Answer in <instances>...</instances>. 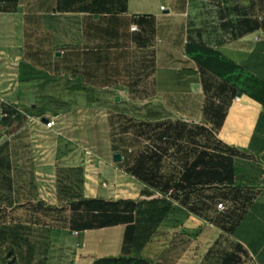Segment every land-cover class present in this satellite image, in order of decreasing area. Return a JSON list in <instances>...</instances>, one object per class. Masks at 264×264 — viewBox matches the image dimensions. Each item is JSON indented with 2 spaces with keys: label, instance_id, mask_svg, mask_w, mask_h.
I'll list each match as a JSON object with an SVG mask.
<instances>
[{
  "label": "crops",
  "instance_id": "obj_1",
  "mask_svg": "<svg viewBox=\"0 0 264 264\" xmlns=\"http://www.w3.org/2000/svg\"><path fill=\"white\" fill-rule=\"evenodd\" d=\"M4 5L0 1V7ZM134 24L139 28V32H133L134 40L132 32L124 37L122 33L130 32ZM62 28L65 41L72 45L89 44L96 32L95 41L101 49L93 62L69 50L71 69L80 70L75 66H82L83 72L68 77L69 81L87 77L89 83L110 78L117 74L119 65L124 66L119 63L123 59L117 58L119 44L143 51L152 42L146 31L152 36L158 29L163 31L162 54L179 62L175 68L156 66L154 100L172 115L151 113L144 120L143 144L140 140L132 149L165 151L162 161L175 156L176 171L171 167L161 171L176 175L168 174L163 181L176 183L184 194L168 199L171 210L136 252L124 245L126 224L84 230L82 226L91 224L96 212L84 207L73 210L69 205L80 199L145 202L153 199L142 194L147 186L142 182L124 183L120 186L132 185L137 196L115 192V197H108L106 183L101 185L105 179L110 184V178L104 176L106 170L96 174L82 160L57 164L51 145L57 136L52 131L37 122L15 123L14 137L31 133L41 156L35 162L38 178L31 183L35 190L29 201L48 208L49 225L43 226L48 228L45 232L50 242L47 264H92L118 257L146 259L151 264H232L230 260L235 257L237 264H243L244 258L251 264H264V105L254 96L264 87V0H18L16 9L0 10V112L5 103L22 106L31 98L19 78L21 64H38L25 57L27 36L32 35L33 43L39 44L42 39L58 37ZM187 44L211 50L237 65V81L227 82L199 69L186 54ZM53 55L56 62L62 58L56 51ZM93 65L96 73L89 72ZM245 77L257 79L258 84L253 88L243 85ZM63 124L65 138L57 139L70 141L67 135H72L74 127L65 121ZM4 145L0 141V189H4L0 190V225L28 227L24 219H13L18 215L16 210L20 211L17 207L24 204L17 198L26 197L23 189L30 186L21 176L23 166L13 161L23 151H4ZM85 154L84 159L88 152ZM58 168H79L82 180L76 199L63 201L68 219L62 228L53 225L57 211L51 207L57 203ZM15 186L20 188L18 192ZM217 203H223L225 210L218 211Z\"/></svg>",
  "mask_w": 264,
  "mask_h": 264
},
{
  "label": "rangeland",
  "instance_id": "obj_2",
  "mask_svg": "<svg viewBox=\"0 0 264 264\" xmlns=\"http://www.w3.org/2000/svg\"><path fill=\"white\" fill-rule=\"evenodd\" d=\"M163 10L164 8L160 9V13ZM165 10L169 9L166 8ZM61 23H64V21H61ZM63 30L62 28V33H59L58 37L54 36L55 39L45 38L46 41L42 39V43L39 44L33 43L32 35L27 36L25 57L38 64L33 68L22 69V77L25 80L26 89L32 95L28 102L22 104L21 107L36 110V115L42 113L47 115L61 114L65 117L63 122H68L74 127L72 135H67L71 139L70 141L57 139V137L52 138V153L56 157L57 164L65 162L75 164L81 160L86 161V168L96 174H99L102 169L107 171V175L104 176H106L105 178H110V184L105 179L101 185L106 183L107 186L105 187L108 189V197H115V192L126 196H132V194L137 196V192L131 188L132 185H127L126 187L120 185L132 182L142 184L129 173L130 167H128L127 163H131L134 156L139 153L143 155L141 158L145 156L146 152L149 153V151H133L132 149L135 144L138 145L140 140H142V144L145 140L144 120L151 113L165 116L167 114L172 115V112L161 109L160 104L154 100L157 99L155 97V68L160 64L167 68H175L179 61L174 57L168 59L162 54L160 48L164 46L165 38L162 36L163 31L161 29H158L154 36L149 31H146L152 41L146 50H138L126 43L119 44L121 51L117 53V58L123 59L119 63L124 64V66L119 65L115 69L117 74L111 75L110 78L102 77L101 81H95L94 79V82L90 83L87 77H84V80L79 78L75 82H71L68 77L75 78V74L83 72L81 71L82 66H75L80 70L73 71L71 69L69 57L72 52L69 50L74 49V54L81 53L85 55L84 58H88L90 62H93L96 54L100 53L101 46L95 41L96 32H94L95 38L89 44L72 45L65 41ZM163 30L169 31L170 29ZM130 33L123 32L122 35L128 38ZM134 36L135 34L132 32V40H134ZM81 48L84 49L83 52H75V49ZM54 51L62 56L58 62H56L57 60L53 55ZM112 69L108 68L109 71H112ZM89 70L90 73L97 72L95 65ZM103 81L105 84L101 83ZM103 86L106 88L100 90V87ZM116 97L118 101H115ZM33 139L34 136L26 131L19 136H15L9 145H4L2 149L4 151H23L21 156L19 155L17 159L14 157L13 161H16L17 165L23 166L25 171H21V176H24L23 179H25L26 185L30 186L23 189L24 193L28 194L26 197L17 198L24 204L17 207L20 208V211L16 210L18 215L13 216V219H24L29 223V241L34 247L33 264H47L48 260L45 256L50 249V242L49 236L45 232L48 228L43 226L49 225L48 208H42L40 202L29 201L35 190V185L31 183L35 177L38 178L35 162L41 157L36 152L37 148ZM114 146L119 151H115L113 149ZM129 149L131 151H128ZM86 152H88V155L84 159ZM121 152L125 161L113 162L112 154H121ZM156 152L160 156L159 160L153 161L156 164L157 176L163 178H166L168 174L175 176L176 172L167 173L161 171V169H167V167H171V171H176L175 156L165 157L166 159L162 161L165 151ZM65 156L69 157V159H66ZM76 177V173L71 169H57L55 183L57 203L51 207H56L54 208L57 211L56 223L53 225L58 228L66 225L68 213H65L66 208L63 201L70 198L68 183L72 179H76ZM14 179L17 180L16 177ZM71 187L75 191L79 189L76 185ZM19 189V187L15 186L14 191L18 192ZM163 191L164 189L159 186L155 188L146 187L144 190L145 193L147 192V196L153 198L162 197ZM18 200L15 199V201ZM50 211H52V208ZM70 240L73 241L72 239ZM58 242L57 246H60V242ZM55 244L56 242H54ZM22 250L24 251V249ZM57 250L56 248L54 249V251ZM68 254L64 253L63 256ZM242 262L243 264H251L247 258H244ZM0 264H23V260L19 258L17 249L13 250L10 244H6L0 247ZM63 264L70 263L66 262ZM210 264H215V262H210Z\"/></svg>",
  "mask_w": 264,
  "mask_h": 264
},
{
  "label": "trees",
  "instance_id": "obj_3",
  "mask_svg": "<svg viewBox=\"0 0 264 264\" xmlns=\"http://www.w3.org/2000/svg\"><path fill=\"white\" fill-rule=\"evenodd\" d=\"M4 2V6L0 7L1 11L10 12L16 9L18 0H0ZM10 10V11H9ZM186 54L190 55L192 60L196 62L199 69H204L210 74L223 79L227 82H236L237 76L236 72L239 71V67L228 61L222 59L219 55L211 50L197 48L195 46L186 45ZM33 68L26 64H21L19 69V78L21 82H25L23 79L22 69ZM242 84L253 88L258 84L257 79L253 77H245L242 80ZM254 94L257 100L264 105V87L258 89ZM32 116H41L45 113L36 115V110L25 109ZM11 113V112H10ZM19 119V116L18 118ZM13 122L9 118L3 119V124H10ZM7 145V143H4ZM115 151H119L117 147H113ZM145 151V150H142ZM122 160L125 158L121 152ZM141 153L134 156L131 163H127L130 167L129 173L142 182L144 185L150 188H155L159 186L164 189L163 196L161 198H153L145 202H132V201H120V202H105L103 200H86L80 199L77 202L70 203V208L73 210H78L80 207H84L90 211L96 212V215L90 219L91 224L83 225L82 228H101L111 225H116L119 223L126 224L124 233V245L130 246L136 252L140 251L146 242H148L151 236L154 234L158 228L161 221L169 213L172 208V203L170 199H175L180 193L184 194L183 188H179L176 183L169 184L166 180L163 181V177H158L156 173V164L153 162L160 159L156 151L146 152L145 156ZM150 163V164H148ZM146 165L148 167H146ZM77 175L74 181L68 183L70 198L76 199L77 192L74 190L73 185L80 186L82 180L79 178L81 175V170L79 168L73 169ZM79 190V189H78ZM169 200L166 199L168 193ZM182 192V193H181ZM147 193V192H146ZM143 191V194L146 195ZM147 196V195H146ZM184 196V195H183ZM119 204L123 205V208L119 209ZM123 212V213H122ZM81 229V230H83ZM10 244L13 250H18V256L23 260V264H33L34 258V247L29 241V229L21 224L13 225H0V247L3 245ZM24 249V251L22 250ZM232 264H237L235 257L231 260ZM92 264H151L146 259L141 258H102L94 261Z\"/></svg>",
  "mask_w": 264,
  "mask_h": 264
},
{
  "label": "built area",
  "instance_id": "obj_4",
  "mask_svg": "<svg viewBox=\"0 0 264 264\" xmlns=\"http://www.w3.org/2000/svg\"><path fill=\"white\" fill-rule=\"evenodd\" d=\"M130 32H139V28L137 25H131L129 28ZM239 98L236 97L235 100L237 101ZM11 112V113H10ZM19 116V119H17ZM9 118L13 122L10 124H3L2 120ZM42 118H46L47 122L43 123L41 121ZM65 117L61 114L57 115H41V116H32L29 112H27L24 108H22L20 105L14 104L9 105L5 103V108L1 110L0 112V141L1 143H7L9 144L11 140L13 139L15 133L12 131V128L15 123L17 122H37L38 124L43 125V127L48 130L52 131L55 136L65 138V132L64 128V122L63 119ZM128 151H131L130 149ZM171 194V191L168 193L166 199H169V195ZM158 198H161L158 197ZM216 209L220 212L225 210V206L223 203H217Z\"/></svg>",
  "mask_w": 264,
  "mask_h": 264
},
{
  "label": "water",
  "instance_id": "obj_5",
  "mask_svg": "<svg viewBox=\"0 0 264 264\" xmlns=\"http://www.w3.org/2000/svg\"><path fill=\"white\" fill-rule=\"evenodd\" d=\"M57 55L59 56L60 53H57ZM115 101H118V98H115ZM41 121H42L43 123H46V122H47V119H46V118H42ZM121 160H122V156H121L120 153H114V154L112 155V161H113V162L118 163V162H120Z\"/></svg>",
  "mask_w": 264,
  "mask_h": 264
}]
</instances>
